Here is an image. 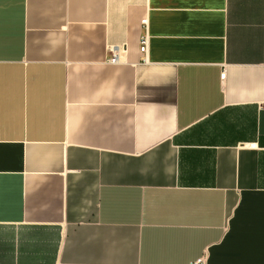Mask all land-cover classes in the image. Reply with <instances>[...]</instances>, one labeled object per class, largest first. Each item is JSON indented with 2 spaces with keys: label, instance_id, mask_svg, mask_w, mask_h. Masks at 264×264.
<instances>
[{
  "label": "crops",
  "instance_id": "obj_1",
  "mask_svg": "<svg viewBox=\"0 0 264 264\" xmlns=\"http://www.w3.org/2000/svg\"><path fill=\"white\" fill-rule=\"evenodd\" d=\"M0 264H264V0H0Z\"/></svg>",
  "mask_w": 264,
  "mask_h": 264
},
{
  "label": "built area",
  "instance_id": "obj_2",
  "mask_svg": "<svg viewBox=\"0 0 264 264\" xmlns=\"http://www.w3.org/2000/svg\"><path fill=\"white\" fill-rule=\"evenodd\" d=\"M142 45H143L142 50H145L146 40H143ZM117 61H118V57H117V54L114 52L113 53V58H112L111 62L112 63H116ZM224 77H225V75L222 76V78H224Z\"/></svg>",
  "mask_w": 264,
  "mask_h": 264
}]
</instances>
